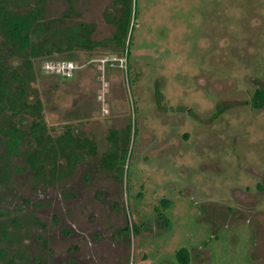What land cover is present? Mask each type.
Masks as SVG:
<instances>
[{
	"label": "rangeland",
	"instance_id": "374dc122",
	"mask_svg": "<svg viewBox=\"0 0 264 264\" xmlns=\"http://www.w3.org/2000/svg\"><path fill=\"white\" fill-rule=\"evenodd\" d=\"M5 1L13 12L38 3ZM39 4L32 41L43 49L80 23L92 40L111 37L122 5ZM132 10L124 49L79 44L35 59L28 101H41L51 135L70 129L96 152L77 150L71 172L52 183L13 158L0 187L13 238L0 247L12 264H180L182 247L187 264H264V102L254 97L264 90V0H132ZM125 56V67L100 61ZM52 60L78 68L45 72ZM31 122L20 118L24 129ZM123 148V167H105V154L120 161Z\"/></svg>",
	"mask_w": 264,
	"mask_h": 264
},
{
	"label": "trees",
	"instance_id": "16d2710c",
	"mask_svg": "<svg viewBox=\"0 0 264 264\" xmlns=\"http://www.w3.org/2000/svg\"><path fill=\"white\" fill-rule=\"evenodd\" d=\"M25 12H13L5 0H0V136L4 139L0 150V187H7L11 181L13 158L21 157L32 170L36 180L52 183L65 174H69L75 162L72 155L80 149L96 152L94 141L87 137L74 136L70 129L63 134L53 136L48 130L42 113V103L39 99L29 102L28 86L35 77V59L50 56L54 51L72 52L78 45L88 50L100 45H114L124 49L126 40L131 39L132 0H121V8L113 17L115 29L111 37L102 41L92 40L85 23H80L78 32L69 31L58 38L52 36V44L47 49L33 43L32 38L42 25L41 0ZM131 30V31H130ZM20 65L15 67V61ZM254 97L264 102V90L258 89ZM8 112L5 115L4 112ZM24 115L32 117L28 129H24L20 118ZM130 131L123 136L129 142ZM117 129H112L109 140L119 145ZM120 161L114 152L105 154L102 161L109 169H121L126 157V149H122ZM61 158L66 160L65 167L59 166ZM2 197L0 195V202ZM11 223L20 226L18 219L12 218ZM13 236L9 226L0 221V243L10 242ZM180 264L191 260L190 253L182 247L175 254ZM0 259L12 264L7 259V249L0 247Z\"/></svg>",
	"mask_w": 264,
	"mask_h": 264
},
{
	"label": "built area",
	"instance_id": "2783aa9c",
	"mask_svg": "<svg viewBox=\"0 0 264 264\" xmlns=\"http://www.w3.org/2000/svg\"><path fill=\"white\" fill-rule=\"evenodd\" d=\"M125 57H109L100 59L102 65L105 64L112 66L114 63H120L121 67H125L126 60ZM78 68V65L72 61H46L43 63V69L45 72L57 73L62 77H71L74 71Z\"/></svg>",
	"mask_w": 264,
	"mask_h": 264
}]
</instances>
